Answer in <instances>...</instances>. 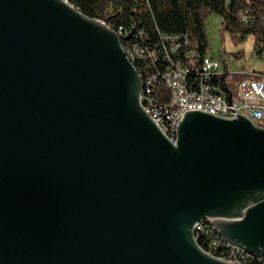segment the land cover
<instances>
[{"label":"water","instance_id":"water-1","mask_svg":"<svg viewBox=\"0 0 264 264\" xmlns=\"http://www.w3.org/2000/svg\"><path fill=\"white\" fill-rule=\"evenodd\" d=\"M118 34L68 0H0V264L264 258V128L186 111L171 142Z\"/></svg>","mask_w":264,"mask_h":264},{"label":"built area","instance_id":"built-area-1","mask_svg":"<svg viewBox=\"0 0 264 264\" xmlns=\"http://www.w3.org/2000/svg\"><path fill=\"white\" fill-rule=\"evenodd\" d=\"M247 22L246 15L240 16ZM105 24V22H104ZM106 25V24H105ZM109 27V26H108ZM126 37L122 49L142 79L139 101L161 132L174 144L177 129L186 111L202 110L223 118L247 117L264 128V69L254 70L237 80L238 74L220 72V62L193 48L187 35H160L154 44H145L143 30ZM120 38L123 28L116 32ZM259 57L264 61V42ZM213 219H203L194 227V239L208 255L234 264H264V258L228 242Z\"/></svg>","mask_w":264,"mask_h":264},{"label":"trees","instance_id":"trees-1","mask_svg":"<svg viewBox=\"0 0 264 264\" xmlns=\"http://www.w3.org/2000/svg\"><path fill=\"white\" fill-rule=\"evenodd\" d=\"M76 9L90 18L99 19L118 32L122 44L133 33L145 44L159 41L160 35H187L191 46L207 55L208 36L206 19L217 13L222 17V29L230 32L237 41L255 36L259 47L264 42V0H68ZM248 17L247 22L240 19ZM260 50V49H259ZM259 52V51H258ZM140 71L143 64L135 65ZM242 78V77H241Z\"/></svg>","mask_w":264,"mask_h":264},{"label":"rangeland","instance_id":"rangeland-1","mask_svg":"<svg viewBox=\"0 0 264 264\" xmlns=\"http://www.w3.org/2000/svg\"><path fill=\"white\" fill-rule=\"evenodd\" d=\"M205 24L208 36L206 54L220 62V72L227 70L238 74L237 80H240L254 70L264 69V61L258 55L262 47L256 43L255 36L237 41L230 32L222 29V17L217 13L209 14Z\"/></svg>","mask_w":264,"mask_h":264}]
</instances>
